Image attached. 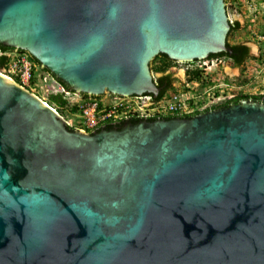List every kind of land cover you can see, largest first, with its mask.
I'll use <instances>...</instances> for the list:
<instances>
[{
  "label": "water",
  "instance_id": "water-1",
  "mask_svg": "<svg viewBox=\"0 0 264 264\" xmlns=\"http://www.w3.org/2000/svg\"><path fill=\"white\" fill-rule=\"evenodd\" d=\"M225 6L0 0V44L68 91L157 94V55L229 51ZM0 264H264V104L89 134L0 74Z\"/></svg>",
  "mask_w": 264,
  "mask_h": 264
},
{
  "label": "flooded vegetation",
  "instance_id": "flooded-vegetation-1",
  "mask_svg": "<svg viewBox=\"0 0 264 264\" xmlns=\"http://www.w3.org/2000/svg\"><path fill=\"white\" fill-rule=\"evenodd\" d=\"M234 22H237V21L231 19V23L229 24V30H228L226 38L228 36H230L231 34H233L234 32L238 31V29L240 28V25L237 22L238 25L235 28L231 29V25L233 26ZM254 34L257 37L261 36V37L264 38V32L257 33V34L254 33ZM260 40L262 41V39H260ZM227 43H228V40L226 39V47L229 48L227 46ZM228 44H230V43H228ZM241 44H243V43H241ZM11 48H12L11 50L8 49V50H2V51L0 50V51L1 52H8V53L13 52V50L14 51L15 50L20 51V49H16V48H13V47H11ZM220 53H229V54H231L232 50L229 48V51L219 52V53H212V54H220ZM209 55L207 57H205V58H202V59H193V60H177V59H171V58L168 57V59L172 62L171 63L172 65H176L178 67H182V69H183V78H184L183 86L185 88L183 91H187L190 95H192V100L190 101V103L188 105V109H187L186 113H180V112L175 113V114L165 113V114H155L152 117H146V118L145 117H136V116L133 117L132 116V117H129V118H126V119H119V120H112V121L107 120V121L99 124L96 128H94L92 130H85V128L82 130V128H80L82 126H81L79 120L75 121V123L72 122V121L68 122L63 117V115L60 116L59 113H56V114L64 120L65 127L68 130H70V131L77 130V131H82V132L89 133V134H96V133H99V132L104 131V130H113V129L121 130L125 126H128V127L131 126V125L133 126V125H136V124H138L140 122H153V121H156V120H158V121L159 120L160 121L161 120L170 121V120H180V119H191L193 117L198 116L199 114H203V113H206V112H209V111H215V110L224 109V108L229 107L230 105H236V104H240L242 102L261 103V102L251 101V100H241L238 103H231V104H228L225 107L219 108L218 106H221L227 100L235 97L236 95H239V94H250V93H247V92H244V91H239V90H242L241 87L237 86L236 88H234V86H231L230 83H226V84H221V85L222 86L224 85L225 87L226 86L227 87L228 86L231 87L230 88L231 93L228 96H222V97L217 96L218 95L217 93L219 92L218 89H220L221 86H220V84L213 83V82H216V81L219 80V79H217V78H215L213 76L215 74V72H216V69H217V72L219 74V78H220V76H223V81H226L228 78H227L226 72L224 70L225 67L227 66L229 68V71L233 70L234 68L240 69L245 62L243 64L237 66V65H235L234 61L232 60V57L230 58L228 55H222V56L211 57V58L209 57ZM0 56H3V55H0ZM249 56H251L250 53H249ZM152 66H154V65H152ZM3 68H5V67H3ZM153 68L154 67H151L150 71H152ZM155 74H156V76H154L152 74V79L154 81V84L158 87L157 94L161 90L165 89L168 86V84L171 85L170 86L171 88L168 87V89L165 91L164 94L168 93L169 91H171V92H180V90H172V84L173 83H172V79H171V74L169 72H167V70L164 73L155 72ZM192 74L193 75L196 74L195 77H194L195 79L194 80H189V78L191 76H193ZM1 75L5 77V75H3V74H1ZM162 76H164V79L160 80V78ZM53 80L55 82H57L55 79H53ZM56 84H60V83L57 82ZM60 86L64 87L63 85H60ZM66 89H68V87ZM214 89H216L215 94H217L215 98L213 97V92H211ZM70 91H72V90H70ZM233 91H239V92L233 93ZM72 92H75V91H72ZM105 93H107V92H104V93H102L100 95H88L86 93H78V94H79L80 98H86L88 96H96L97 98H99ZM56 94H60V93H56ZM145 94H150L152 97H155V98L157 97V94H153V93H149V92H145ZM257 94L263 95V94H260V93H253V94H250V95H257ZM60 95L62 96V98L64 100H66V102L68 104L70 99L68 97L65 98L62 94H60ZM75 113L76 112L71 113V114L73 115ZM73 116H75V115H73ZM187 116H190V117H187ZM167 117L168 118L170 117V118L167 119ZM134 119H137L136 123H134V121H133ZM70 128H72V129H70Z\"/></svg>",
  "mask_w": 264,
  "mask_h": 264
},
{
  "label": "rangeland",
  "instance_id": "rangeland-1",
  "mask_svg": "<svg viewBox=\"0 0 264 264\" xmlns=\"http://www.w3.org/2000/svg\"><path fill=\"white\" fill-rule=\"evenodd\" d=\"M226 4V13L229 19L236 20L240 28L238 31L234 32L226 39L230 44L243 43L248 46L249 53L251 55L248 58L243 66L238 69L234 68L229 71V68L225 67V72L227 76V80L223 81V76H220L216 72L213 75L215 78L219 79L216 84H220V89L217 94H215L216 89L213 91V97L217 96H228L231 91V87H225L221 84L230 83L231 86L236 88L237 86L241 87L242 90L250 94L260 93L264 94V44L254 33H262L264 32V2L261 0H224ZM251 4H253L251 6ZM257 8V11L251 8ZM256 14V16H255ZM154 60V59H153ZM151 60L149 62V69L154 67V61ZM34 84L30 85V92L39 97L43 101H47V96L54 92L56 88L55 81L51 78V76L44 72L39 66H34ZM154 76H156L155 71L152 69L151 71ZM167 72L171 74L172 79V90H180L183 91L185 88L183 86V69L182 67H178L176 65H172L167 69ZM0 73L7 77V73L5 68L0 67ZM11 79V78H10ZM13 81V79H11ZM14 82V81H13ZM239 91H233V93H237ZM170 92V91H169ZM215 94V95H214ZM58 112L63 115V117L69 122L78 120V117L73 116L70 113V104L68 103L63 109H57Z\"/></svg>",
  "mask_w": 264,
  "mask_h": 264
},
{
  "label": "built area",
  "instance_id": "built-area-1",
  "mask_svg": "<svg viewBox=\"0 0 264 264\" xmlns=\"http://www.w3.org/2000/svg\"><path fill=\"white\" fill-rule=\"evenodd\" d=\"M264 42V38L259 36ZM1 50V49H0ZM2 51V50H1ZM0 55L8 58L5 71L7 77L19 80L22 87L30 86L32 76V64L27 56L19 51L11 53L1 52ZM54 93H60L69 98V104L76 106L82 130H92L107 120H119L129 116H154L155 114L186 113L192 95L187 91L168 92L154 99L150 94L146 95H117L105 93L101 97L88 96L80 98L78 93L68 91L60 84H56ZM56 112V109L52 107Z\"/></svg>",
  "mask_w": 264,
  "mask_h": 264
},
{
  "label": "trees",
  "instance_id": "trees-1",
  "mask_svg": "<svg viewBox=\"0 0 264 264\" xmlns=\"http://www.w3.org/2000/svg\"><path fill=\"white\" fill-rule=\"evenodd\" d=\"M261 1L264 2V0H261ZM237 25H238V23L237 22H234V25L233 26L231 25V29L235 28ZM227 46L232 50V53L231 54H229V53L210 54L209 57L211 58V57H217V56H222V55H228L230 58L232 57V60L234 61L235 65H237V66L243 64L248 58L251 57V56H249V48H248V46H246L244 44H241V43L228 44L227 43ZM0 49L1 50H8V49L11 50L12 48L0 44ZM22 52H24V51H22ZM24 53H26V52H24ZM26 54L28 55V57H29V59H30V61L32 62L33 65L39 66L42 70H44V72L48 73L57 82H59L60 85H63L65 88L68 87L67 84H65L61 79L57 78L47 68L41 67L40 63L34 57H32L28 53H26ZM7 62H8V58L6 56H0V67H6ZM154 63H155V65H154L153 70L155 72H159V73H164L172 65L171 64L172 62L164 54L157 55L154 58ZM195 75L196 74H194L193 76H191L189 78V80H194L195 79L194 78ZM34 77H35L34 68H32V76H31V80H30V85H33L34 84ZM14 79H15L16 83H19V80L17 78H14ZM162 79H164V76H162L160 78V80H162ZM170 86L171 85L168 84V86L165 89L161 90L157 94V98L161 97L165 93V91L168 89V87H170ZM47 100H48V103L49 104L54 105V106H56L59 109H63L65 106L68 105L67 102H66V100H64L60 94L50 93L47 96ZM241 100H251V101H256V102L264 103V94L263 95H259V94H257V95L239 94V95H236L235 97L227 100L225 103H223L221 106H218V107L219 108L225 107L228 104L238 103ZM77 110L78 109L76 108V106H71L70 107V112L71 113L77 112ZM187 117H190V116H187ZM169 118L167 117V119H169ZM133 121H134V123H136L137 122V119H134ZM70 129H72V128H70Z\"/></svg>",
  "mask_w": 264,
  "mask_h": 264
},
{
  "label": "clouds",
  "instance_id": "clouds-1",
  "mask_svg": "<svg viewBox=\"0 0 264 264\" xmlns=\"http://www.w3.org/2000/svg\"><path fill=\"white\" fill-rule=\"evenodd\" d=\"M253 4H251V6H252ZM226 7V6H225ZM251 9H254V11H257L258 9L257 8H255V7H253V8H251ZM256 15V14H255ZM228 22H229V24L231 23V19H229V17H228ZM263 44H264V42H263ZM14 51V50H13ZM16 51H18V50H16ZM19 52H21V53H23V54H25L26 56H27V58L29 59V57H28V55L26 54V53H24V52H22V50H20ZM30 60V59H29ZM31 62V61H30ZM31 64H32V62H31ZM34 66L35 65H33L32 64V68H34ZM42 67V66H41ZM34 71H35V69H34ZM6 77V76H5ZM52 77V76H51ZM53 78V77H52ZM54 79V78H53ZM12 81V80H11ZM15 83H16V81L15 80H13ZM55 84L57 83V82H54ZM18 85H20L19 83H17ZM21 86V85H20ZM25 89H27L29 92H30V90H29V88H30V86H28V87H24ZM171 92V91H170ZM52 93H54V92H52ZM33 94V93H32ZM54 94H56V93H54ZM36 96V95H35ZM39 98V97H38ZM40 99V98H39ZM41 100V99H40ZM43 101V100H42ZM47 106H49L52 110H53V108L52 107H54L55 109H56V112L55 113H59L58 112V108L56 107V106H54V105H51V104H49L47 101H43ZM60 114V113H59ZM60 116H62L61 114H60Z\"/></svg>",
  "mask_w": 264,
  "mask_h": 264
},
{
  "label": "bare ground",
  "instance_id": "bare-ground-1",
  "mask_svg": "<svg viewBox=\"0 0 264 264\" xmlns=\"http://www.w3.org/2000/svg\"><path fill=\"white\" fill-rule=\"evenodd\" d=\"M6 78H8V77H6ZM9 79V78H8ZM10 80V79H9Z\"/></svg>",
  "mask_w": 264,
  "mask_h": 264
}]
</instances>
